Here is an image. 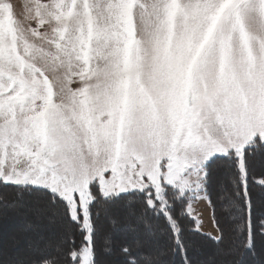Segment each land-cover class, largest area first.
<instances>
[{"label":"snow or ice","instance_id":"1","mask_svg":"<svg viewBox=\"0 0 264 264\" xmlns=\"http://www.w3.org/2000/svg\"><path fill=\"white\" fill-rule=\"evenodd\" d=\"M9 214L0 264H264V0H0Z\"/></svg>","mask_w":264,"mask_h":264},{"label":"rangeland","instance_id":"2","mask_svg":"<svg viewBox=\"0 0 264 264\" xmlns=\"http://www.w3.org/2000/svg\"><path fill=\"white\" fill-rule=\"evenodd\" d=\"M26 2V0H15L17 4V11H22V5ZM203 207V205H201ZM208 212L205 211L204 219L207 220ZM23 223V218L20 215L9 214L8 216H0V239L3 238L5 233H14L16 232L21 224Z\"/></svg>","mask_w":264,"mask_h":264},{"label":"crops","instance_id":"3","mask_svg":"<svg viewBox=\"0 0 264 264\" xmlns=\"http://www.w3.org/2000/svg\"><path fill=\"white\" fill-rule=\"evenodd\" d=\"M204 225H203V230L205 231H209V232H214V228H213V225H212V222L208 216L207 220L204 219Z\"/></svg>","mask_w":264,"mask_h":264},{"label":"trees","instance_id":"4","mask_svg":"<svg viewBox=\"0 0 264 264\" xmlns=\"http://www.w3.org/2000/svg\"><path fill=\"white\" fill-rule=\"evenodd\" d=\"M1 232V231H0Z\"/></svg>","mask_w":264,"mask_h":264}]
</instances>
